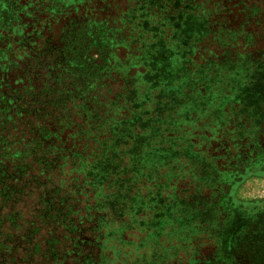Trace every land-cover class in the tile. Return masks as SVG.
<instances>
[{"label":"trees","instance_id":"1","mask_svg":"<svg viewBox=\"0 0 264 264\" xmlns=\"http://www.w3.org/2000/svg\"><path fill=\"white\" fill-rule=\"evenodd\" d=\"M134 1L129 18L141 27L137 34L147 31L144 46L161 42L158 48L169 50L168 58L188 40L197 48L202 37L221 51L206 49L212 53L184 71L160 108L159 96L151 98L148 90L144 110L137 111L139 95L130 99L129 89L120 86L126 76L114 62L123 43L115 22L81 14L46 32H27L15 19L0 24V264H108L102 260L110 252L111 264H141L149 242L141 238L135 244L131 232L142 233L150 223L133 224L132 217L112 208L119 199L113 189L128 183L142 202V181L153 179L151 188L169 186L161 179L169 182L179 166L193 178L186 151L208 159L207 180L214 182L200 205L227 206V222L234 214H264V199L239 197L249 180H264V105L256 117L239 107L246 102L243 89L264 72V0ZM167 68L174 76L182 63L174 59ZM182 89L186 96L176 97ZM196 100L198 105L190 107ZM142 119L153 122L155 130L162 125L158 139L167 143L150 142L134 157L128 136L147 141L152 130L129 128L123 136L119 131L122 124ZM169 148L178 157H162ZM156 170L167 176L151 178ZM195 229L192 225L185 233L192 236ZM218 243L216 235L215 251Z\"/></svg>","mask_w":264,"mask_h":264},{"label":"rangeland","instance_id":"2","mask_svg":"<svg viewBox=\"0 0 264 264\" xmlns=\"http://www.w3.org/2000/svg\"><path fill=\"white\" fill-rule=\"evenodd\" d=\"M134 4V0H0V24H10L15 19L16 24H23L24 27H27V32L32 29L46 32L47 29L58 31L67 20L81 14L92 16L98 20L110 21L112 24L115 22L116 26H119L122 30L123 43L118 51V59H115L114 62L117 65L118 72L126 76L123 77L124 80L121 81L120 86L124 84V87L129 89L130 99H135L139 95L140 100L137 111L144 110L141 106L146 104L144 101H147L148 97H143V95L148 93V90L152 92L150 94L151 98L154 95L159 96L157 106L160 108L159 101L173 95L167 90L170 89L172 84L182 82L180 77L184 75L187 68L194 62L203 64L201 58L209 56V53H212L211 51H216L214 52L216 54L221 51L212 45L214 40L210 38H203L202 40V37L198 40L197 48H195V45H191L190 40H188L183 45V49L187 51H182L183 49L177 51L181 48L180 46L174 51L171 50V55L168 58L166 52L169 50L158 48V45H163L161 42L144 46V35L147 34V31H143L141 35L137 34L138 31L141 32V27H138L134 22H130L129 18V10ZM123 13L124 15H122ZM1 29L0 26V33H2ZM21 29L16 31L18 35H22L24 32ZM185 33L190 36L192 30L185 31ZM146 43H150V40H147ZM141 44L142 47H140ZM200 45L205 48H201ZM156 48L159 49L158 52ZM188 52L191 54H188ZM178 58L182 63V69H179L173 76L167 65L170 67L173 60ZM191 59L193 61L189 62ZM121 61L123 64H120ZM130 76H134V78H130ZM182 91L183 93L177 94L176 97L184 98L187 89H182ZM120 92L123 93L122 90ZM243 94L246 95L244 97L246 102L242 99L240 102L243 105H239V107L242 108L243 112L252 110L253 115L258 116V113L262 112L260 106L264 105V72L253 86L243 89ZM120 101L122 102L121 98ZM190 103L189 106L195 108L198 105V100ZM214 115L217 116V112ZM212 118L211 116L210 119ZM153 125V122H144L143 119L140 122L122 124L119 131L122 136L126 133L124 131L129 128L132 131H138V129L139 131L141 129L152 130V136L147 141L143 137L132 139L128 136L134 157H140L141 151L148 148L150 142L159 145L167 143L164 138L158 139L162 125L156 130L152 129ZM199 127L205 129L203 124ZM173 149H164L161 156L168 155V159L171 156L178 157L179 154L176 151L174 152ZM199 150L204 151L205 148L201 147ZM183 154L192 160L195 170L203 169L204 172L191 170L193 178L189 179L185 176L186 170H182L179 166V169L175 172L177 175L169 176V182L168 179H161L169 185L162 188L157 185L151 188L149 183L153 179H149V183L146 180L145 182L142 181V186L146 185L144 191L146 194L141 195L143 196L142 202L132 196L133 192L129 190L128 183H121L120 186H115L113 189L119 199H116L115 203H111V205H114L112 208H120L122 210L120 212L121 216L126 213V216L132 217L133 224H138L139 220H142L145 224L150 223L142 233H140L141 229L137 228L131 232L134 233L135 244L141 238L147 239L149 242L142 250L141 264H264V214H253L251 218H246L244 215L245 218H238V215L234 214L227 222L228 211L225 209L227 206L200 205L202 198L208 197L207 185L211 186L214 183L207 180L209 177L206 171H209L208 159L200 158L187 151ZM165 173V171L156 170L151 178H154L155 174H161L165 177L167 176ZM200 176H203V178L198 179ZM198 183H200V188L197 186ZM172 187L174 188L173 191H171ZM157 188L158 192L156 193ZM147 191H152L153 194L150 196ZM167 196L172 197L171 200L167 201ZM239 197L244 200L264 199V180L258 178L249 180L241 189ZM185 202L194 203V205H186ZM223 208L224 210H222ZM253 210L255 209L251 211ZM219 220L221 223H219ZM168 223L171 225H167ZM223 223L226 225L220 227L223 226ZM215 224L220 226L217 229L213 228ZM192 225H197V229L192 234L193 240L191 235L185 233L191 230ZM213 229L215 231L221 230L213 233ZM179 231L184 233L180 234ZM216 235L219 236L218 251H215L214 244ZM154 238H157L158 241L150 243V240ZM130 251L131 256L135 252L137 253L135 248ZM111 254L112 252L109 253V256H105L106 259L102 260V263L111 264ZM97 261H100V259L98 258Z\"/></svg>","mask_w":264,"mask_h":264}]
</instances>
